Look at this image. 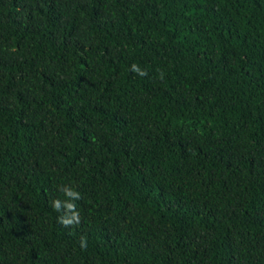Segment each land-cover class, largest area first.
I'll list each match as a JSON object with an SVG mask.
<instances>
[{
    "label": "trees",
    "instance_id": "16d2710c",
    "mask_svg": "<svg viewBox=\"0 0 264 264\" xmlns=\"http://www.w3.org/2000/svg\"><path fill=\"white\" fill-rule=\"evenodd\" d=\"M0 264H264V0H0Z\"/></svg>",
    "mask_w": 264,
    "mask_h": 264
},
{
    "label": "clouds",
    "instance_id": "9594fccd",
    "mask_svg": "<svg viewBox=\"0 0 264 264\" xmlns=\"http://www.w3.org/2000/svg\"><path fill=\"white\" fill-rule=\"evenodd\" d=\"M145 74L146 73H143V72L141 73V75H145ZM65 191H66V194L68 196H74L77 199L79 198V193H75V192L69 191L67 189H65ZM53 203H54V208L59 211L60 208H61V202L59 200H57V201H54ZM69 207H71V205H69ZM74 219L76 220L77 223L79 222L78 221V217H74ZM61 222L64 223V224H66V225L72 223L71 220H61ZM84 246H85V243H84V241H82L81 242V247H84Z\"/></svg>",
    "mask_w": 264,
    "mask_h": 264
}]
</instances>
